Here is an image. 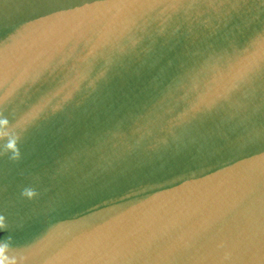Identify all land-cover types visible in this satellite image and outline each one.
I'll return each instance as SVG.
<instances>
[{
	"label": "water",
	"instance_id": "1",
	"mask_svg": "<svg viewBox=\"0 0 264 264\" xmlns=\"http://www.w3.org/2000/svg\"><path fill=\"white\" fill-rule=\"evenodd\" d=\"M0 215L19 264H264V0H0Z\"/></svg>",
	"mask_w": 264,
	"mask_h": 264
},
{
	"label": "clouds",
	"instance_id": "2",
	"mask_svg": "<svg viewBox=\"0 0 264 264\" xmlns=\"http://www.w3.org/2000/svg\"><path fill=\"white\" fill-rule=\"evenodd\" d=\"M6 123V121H4ZM7 147L10 150H15L16 154L18 155V148H16V142L12 141L9 142ZM24 196H27L28 198H32L35 195V192L32 189H24L21 193ZM7 225L5 223V218L0 215V231H6ZM11 241L12 237L9 236L5 238L4 240L0 241V264H19L16 257L7 255L8 250L11 248Z\"/></svg>",
	"mask_w": 264,
	"mask_h": 264
}]
</instances>
